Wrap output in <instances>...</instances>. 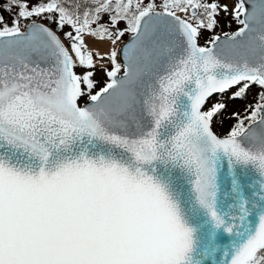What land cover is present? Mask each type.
<instances>
[{"label": "snow or ice", "instance_id": "1", "mask_svg": "<svg viewBox=\"0 0 264 264\" xmlns=\"http://www.w3.org/2000/svg\"><path fill=\"white\" fill-rule=\"evenodd\" d=\"M0 264H264V0H0Z\"/></svg>", "mask_w": 264, "mask_h": 264}, {"label": "rangeland", "instance_id": "2", "mask_svg": "<svg viewBox=\"0 0 264 264\" xmlns=\"http://www.w3.org/2000/svg\"><path fill=\"white\" fill-rule=\"evenodd\" d=\"M5 15L6 18L10 19V17H8V14L5 12L3 13ZM231 23V27H228V24ZM237 28V24L234 22V21H231V17L230 16H225L223 13H221V17H220V24L219 26L216 28L215 32L217 34H222L224 31H234L236 30ZM67 30V29H66ZM206 35H212V33H207ZM93 39L92 38H88L87 39V42L90 44V43H93ZM200 43L203 45L204 44V40L201 39ZM94 51V50H93ZM79 71H82V69H78V72ZM96 79L98 81H103L104 80V77L102 75H97ZM234 91V90H233ZM258 89L253 86V88L249 91L248 95L243 99V100H238L236 102H233V103H230L229 104V107H228V112H232L233 110H240L241 112L243 111L244 107L249 104V103H254L255 102V98H256V93H257ZM226 99V96L225 97H220V96H217L213 99ZM234 121L232 120H227L225 119L223 124H221L220 122H217L215 124V131L218 133V134H221L223 135L227 130L228 128L230 127V125L233 123Z\"/></svg>", "mask_w": 264, "mask_h": 264}, {"label": "bare ground", "instance_id": "3", "mask_svg": "<svg viewBox=\"0 0 264 264\" xmlns=\"http://www.w3.org/2000/svg\"><path fill=\"white\" fill-rule=\"evenodd\" d=\"M91 50L100 51L101 53H105L108 51V44L106 42H97L93 41V43L89 44Z\"/></svg>", "mask_w": 264, "mask_h": 264}]
</instances>
